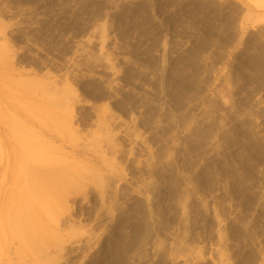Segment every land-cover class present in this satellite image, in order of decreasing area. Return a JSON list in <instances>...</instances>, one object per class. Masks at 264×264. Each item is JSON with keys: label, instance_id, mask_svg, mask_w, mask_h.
I'll list each match as a JSON object with an SVG mask.
<instances>
[{"label": "rangeland", "instance_id": "1", "mask_svg": "<svg viewBox=\"0 0 264 264\" xmlns=\"http://www.w3.org/2000/svg\"><path fill=\"white\" fill-rule=\"evenodd\" d=\"M22 105L72 121L40 264H264V0H0V141L39 165Z\"/></svg>", "mask_w": 264, "mask_h": 264}, {"label": "bare ground", "instance_id": "2", "mask_svg": "<svg viewBox=\"0 0 264 264\" xmlns=\"http://www.w3.org/2000/svg\"><path fill=\"white\" fill-rule=\"evenodd\" d=\"M35 107L29 110L28 106L26 107L25 105L24 109L21 108L19 111L23 112L27 118L29 116L27 125L22 126L21 129L26 135L28 134L31 137V140L26 143L27 149L26 146H24V149L27 151V157H31V153L38 151L40 158L38 159L39 165L35 164L33 154H31L32 159L30 158V162L33 160L34 163L26 162V165L24 161V154L20 150V144L14 140V132L20 126L17 129L16 127L5 126L4 131L1 133L0 164L2 166L5 163V165L4 170L0 174V261L9 259L10 255L16 256L20 251H23V257L20 258L25 263L40 264L46 256L45 248H47V245L44 246L45 236H47L45 240L49 243V241H52L49 238L52 237V239L56 240L59 235L57 227L54 228L56 223L54 225L53 223L50 224V222L44 220L42 214L45 217L47 210L49 215L50 211L53 210L52 212L56 213L59 210V194L60 190L64 189L62 183H68L70 180V164L68 163L65 167L63 166L64 168L61 167V163L59 164L60 157L57 158L56 156L60 151V146L54 144L58 142L59 138H63V136L67 138L71 137L72 121L70 116L65 118V120L57 118L53 114L54 106L52 104L50 106L53 108L52 111L50 107L46 106L48 113L44 109L45 106H42L43 108ZM16 135L18 136L16 138L18 140L24 134L19 136L15 132V137ZM47 136L48 138H46ZM62 138L61 140H63ZM19 142L21 143L22 141L19 140ZM32 146L33 148H31ZM28 149L30 150L29 155ZM33 149L34 151H32ZM34 154L38 158V155ZM11 164L13 166L12 169L9 168ZM49 166L51 167L47 169ZM10 180L12 181L11 184H9ZM44 185L46 189L41 188ZM47 185L52 190L47 189ZM66 185L68 186V184ZM40 190L44 191V194L50 193L48 195L49 199L46 198L47 200H44L47 202L46 204L42 203L43 200L41 198L42 196L45 198L46 195L36 197L39 196V193L43 194ZM48 200L52 203L51 206L48 204L50 203ZM37 204H41V208L44 206L42 214L39 213ZM46 205L49 208L51 207V209L46 207ZM44 208H47L46 211H44ZM53 213L50 215L51 219L53 218L51 216L56 215ZM50 218L48 217V219Z\"/></svg>", "mask_w": 264, "mask_h": 264}]
</instances>
